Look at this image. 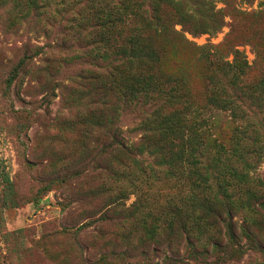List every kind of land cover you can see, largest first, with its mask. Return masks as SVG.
Masks as SVG:
<instances>
[{"label":"trees","instance_id":"16d2710c","mask_svg":"<svg viewBox=\"0 0 264 264\" xmlns=\"http://www.w3.org/2000/svg\"><path fill=\"white\" fill-rule=\"evenodd\" d=\"M8 1L21 5V0ZM23 4L28 14L49 26L45 34L53 43L51 55L54 50L78 53L80 64L68 78L69 91L76 94L67 98L80 110L66 123L78 133L77 162L89 163L93 139L100 174L108 181L95 185L82 181L77 198L71 200L81 202V210L90 215L120 211L135 218L131 231L105 242L127 246L119 252L111 248L110 255L133 257L131 251L142 247L140 252L148 257V251L170 247L175 234L179 244L193 245L205 235H218L221 222L232 232L233 216L241 208L264 213V197L254 190L238 203L233 197L240 195L239 190H226L229 181L238 186L250 182V169L264 159V74L252 75L243 50L198 47V60L205 65L204 106L199 107L183 77L160 71L155 41L171 44L175 41L170 38L184 31L199 35L221 25L212 0H24ZM257 50L263 60L262 50ZM222 116L234 124L228 133L217 126ZM83 172V178L88 177ZM5 180L11 188L8 176ZM160 183L189 185L190 190L186 195L181 192L179 201L166 199L157 214L149 215L148 189ZM130 192L137 201L123 211L121 201ZM132 230L140 231V237L134 238ZM194 233L196 240L189 238ZM8 236L4 245L10 251ZM208 242L219 246L218 239Z\"/></svg>","mask_w":264,"mask_h":264},{"label":"rangeland","instance_id":"374dc122","mask_svg":"<svg viewBox=\"0 0 264 264\" xmlns=\"http://www.w3.org/2000/svg\"><path fill=\"white\" fill-rule=\"evenodd\" d=\"M23 3L21 0V5L15 6L0 0V264H264V213H250L246 208L233 216L232 232L221 222L218 235H205L193 245L179 244L180 236L175 234L170 247L148 251V257L140 252L142 247L131 251L133 257H123L117 252L125 251L126 245H105L117 233L131 231L135 218L120 211L90 215L81 210V202L71 200L77 198L82 181L87 179L92 185L108 181L100 174L93 139L89 163L77 162L78 133L70 131L66 123L80 110L67 98L76 94L69 91L68 78L80 60L71 50H54L51 55L53 43L45 34L49 26L28 14ZM212 4L221 18L217 29L199 35L184 31L181 36H172L175 42L171 44L155 41L161 56L160 71L183 77L199 107L204 106L205 65L198 60V47L243 50L252 75L264 74V59L256 54L260 48L264 56V0H212ZM173 27L181 28L178 24ZM233 125L227 116L217 123L225 133ZM238 166L241 169L242 163ZM81 170L88 177L83 178ZM249 175L250 182L238 186L237 181H229L226 186L228 193L240 192L233 197L234 203L253 190L264 197V159ZM148 190L146 207H151L147 212L155 215L161 203L170 197L179 201L181 192L188 194L190 187L160 183ZM136 201L137 195L130 192L121 201V209ZM6 234L10 251L4 245ZM132 235L140 237L141 232L132 230ZM189 238L196 240V234ZM215 239L219 246L211 247L208 241ZM111 248L117 251L114 256L108 253Z\"/></svg>","mask_w":264,"mask_h":264}]
</instances>
